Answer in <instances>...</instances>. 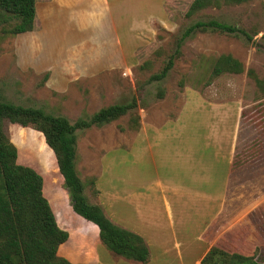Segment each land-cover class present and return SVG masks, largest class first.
<instances>
[{"label":"rangeland","instance_id":"rangeland-1","mask_svg":"<svg viewBox=\"0 0 264 264\" xmlns=\"http://www.w3.org/2000/svg\"><path fill=\"white\" fill-rule=\"evenodd\" d=\"M109 1L113 27L106 14L84 16L55 0H35L32 30L0 38V97L70 123L134 98L135 130L126 128L124 115L75 131L76 170L87 200L114 220L105 200L120 197L122 189H141L146 198L147 188L158 183L162 195L171 189L190 194L197 200L193 209L203 210V251L211 244L264 263V94L245 75L248 68L264 75V0L205 8L192 19L183 16L191 0ZM209 18L237 25L250 40L196 31L183 40L165 77L149 80L173 54L181 31ZM219 54L236 58L243 71L222 73L204 85L209 59ZM2 129L17 162L42 176V193L68 233L58 255L74 264L186 263L170 237L168 252L151 245L144 263L108 251L96 226L71 212L41 133L7 120Z\"/></svg>","mask_w":264,"mask_h":264},{"label":"trees","instance_id":"trees-1","mask_svg":"<svg viewBox=\"0 0 264 264\" xmlns=\"http://www.w3.org/2000/svg\"><path fill=\"white\" fill-rule=\"evenodd\" d=\"M249 1L191 0L183 16L192 19L205 8ZM34 20L35 0H0V38L31 31ZM196 31L232 34L235 37L243 35L250 40L248 33L235 24L213 18L195 20L181 31L173 54L168 55L161 69L150 75L149 80L158 81L165 77L183 40ZM242 71V64L236 58L230 54H219L209 59L208 74L203 82L208 85L222 73L238 74ZM245 75L264 94V75L259 78L250 68L245 70ZM135 108L136 101L131 98L125 103L102 106L88 117L70 123L65 117L52 115L39 107L14 104L0 97V264H73L57 254L68 233L58 227L42 193L43 178L32 167L17 162L16 148L2 129L3 120L19 126L29 125L41 133L54 157L72 212L96 226L98 240L108 251L135 262L147 261L148 250L142 238L112 223L99 205L87 200L83 193L85 183L76 170L75 131L90 126L100 127L124 115H127L126 128L135 130L139 121ZM198 264L264 263L252 256L210 246Z\"/></svg>","mask_w":264,"mask_h":264},{"label":"crops","instance_id":"crops-1","mask_svg":"<svg viewBox=\"0 0 264 264\" xmlns=\"http://www.w3.org/2000/svg\"><path fill=\"white\" fill-rule=\"evenodd\" d=\"M46 2L51 3V0H46ZM55 3L68 9L70 13L84 16H94L98 13L106 14L104 20L107 26L113 24L109 17L113 8L109 0H55ZM173 152L174 154L179 153ZM199 182L203 190V176ZM157 185L155 190L150 187L147 188L150 197L140 196L141 189H135L131 194L126 189H122L120 197L106 199L104 206H106L109 216L114 219L109 220L115 225L140 236L148 251V247L152 245L159 253H167L169 243L166 237H170L178 258L181 259V256L185 255V264H198L203 254L211 246L209 244L203 251V210L199 212V210L193 209L197 200L190 194L171 189L169 196H165L162 195L165 190L161 189V185L158 183ZM200 202L203 206V197H201ZM95 204L99 205L98 203ZM99 206L102 209L103 206ZM70 262L73 263V261Z\"/></svg>","mask_w":264,"mask_h":264}]
</instances>
